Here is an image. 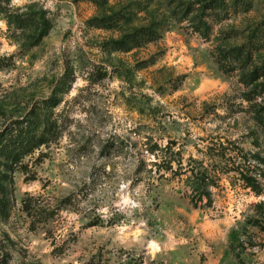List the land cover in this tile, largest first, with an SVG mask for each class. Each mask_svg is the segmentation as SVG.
<instances>
[{"label":"rangeland","instance_id":"374dc122","mask_svg":"<svg viewBox=\"0 0 264 264\" xmlns=\"http://www.w3.org/2000/svg\"><path fill=\"white\" fill-rule=\"evenodd\" d=\"M0 184V264H264V0H0Z\"/></svg>","mask_w":264,"mask_h":264},{"label":"trees","instance_id":"16d2710c","mask_svg":"<svg viewBox=\"0 0 264 264\" xmlns=\"http://www.w3.org/2000/svg\"><path fill=\"white\" fill-rule=\"evenodd\" d=\"M143 32H145L143 30ZM44 37V36H43ZM240 49H237L236 51H239ZM224 61L225 60H218V63L223 66L224 65ZM253 77L259 76L257 73H255V71L252 73ZM36 111V112H35ZM34 111V117L35 120L39 121L40 125L44 126V129L42 130V132H40L39 134L37 132H35V134H32L33 136L28 140V145L25 146V148L22 149V156H29L30 154H32L36 149L44 146L45 144H47L49 142V136L51 134V128L49 126L50 124V119L46 118V120L43 119L41 112H43V110L41 109H35ZM242 177L244 179V181L246 183H248V185L250 186H254L255 185V180L252 178V176L250 175H245L242 174ZM200 182V184L197 186V190H195V192L197 193V195L199 194V190L203 189L206 191V187L208 186V184L211 182L209 180V177H206L204 175L199 176L197 178V183ZM206 199H208L209 202H211L212 198H211V193L206 192ZM195 198V197H194ZM198 201H203V197L201 194H199V197L197 198ZM7 209H8V200L6 195L4 194V188L2 186V184H0V212L2 213V215H6L7 213Z\"/></svg>","mask_w":264,"mask_h":264},{"label":"clouds","instance_id":"9594fccd","mask_svg":"<svg viewBox=\"0 0 264 264\" xmlns=\"http://www.w3.org/2000/svg\"><path fill=\"white\" fill-rule=\"evenodd\" d=\"M13 2L18 4V3H22L23 0H13Z\"/></svg>","mask_w":264,"mask_h":264}]
</instances>
